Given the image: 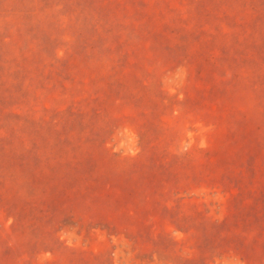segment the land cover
<instances>
[{"label": "rangeland", "instance_id": "374dc122", "mask_svg": "<svg viewBox=\"0 0 264 264\" xmlns=\"http://www.w3.org/2000/svg\"><path fill=\"white\" fill-rule=\"evenodd\" d=\"M0 264H264V0H0Z\"/></svg>", "mask_w": 264, "mask_h": 264}]
</instances>
